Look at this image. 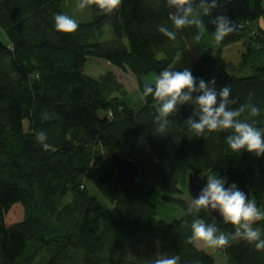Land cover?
Returning <instances> with one entry per match:
<instances>
[{
	"label": "trees",
	"instance_id": "trees-1",
	"mask_svg": "<svg viewBox=\"0 0 264 264\" xmlns=\"http://www.w3.org/2000/svg\"><path fill=\"white\" fill-rule=\"evenodd\" d=\"M66 1L0 0V29L10 42L0 40V264H154L162 256H177L179 264H215L190 240V225L203 219L226 233L233 227L208 211L190 213V207L177 219H157V204L189 193L190 173L201 184L215 173L264 211V156L233 153L228 131L197 137L185 124L193 113L189 105L158 133L151 95H142L137 109L114 72L95 79L83 66L87 57L105 60L130 72L142 94L144 76L164 68L182 71L171 64L189 50L193 76L214 77L217 89L227 85L235 101L229 107L244 106L240 118L264 128V0H217L210 16L200 17L199 41L196 25L178 31L174 41L158 31L161 25L174 30L166 0H121L111 15L92 4V21L60 33L54 16L68 15ZM217 15L234 25L219 43L209 22ZM107 27L112 37L103 41ZM235 44L244 49L236 67L223 54ZM248 105L259 114L253 116ZM40 132L46 148L37 140ZM115 152L139 166V180L118 177ZM254 227L264 238V220ZM218 249L226 264H264V249L242 240Z\"/></svg>",
	"mask_w": 264,
	"mask_h": 264
},
{
	"label": "clouds",
	"instance_id": "clouds-1",
	"mask_svg": "<svg viewBox=\"0 0 264 264\" xmlns=\"http://www.w3.org/2000/svg\"><path fill=\"white\" fill-rule=\"evenodd\" d=\"M92 4L99 14L111 15L118 10L121 0H77L76 7L82 10ZM166 5L171 9L168 19L174 30L161 25L158 31L170 41H174L178 31L196 25L201 28V34L195 36V40L199 41L204 28L200 17L210 16L211 10L217 7V0H166ZM209 22L214 25V40L217 43L233 31L234 25L224 15H217ZM54 27L57 32L71 34L78 29V23L69 15L56 14ZM230 91L227 85L217 89L214 77L208 81L194 77L189 68L182 71L164 68L149 79L142 95H151L156 102L158 115L154 117V122L158 133L167 131L169 117L175 114L179 107L189 105L193 108V113L185 124L197 137L228 131L225 140L233 153L247 152L257 158L264 156V128L256 127L240 118L244 106L239 109L229 107L230 103H235L229 99ZM247 107L253 116L260 112L254 105ZM46 139L44 132L37 136L38 142L45 148ZM201 210L218 215L225 224L233 227V231L226 233L220 231L215 223L195 219L190 225V240L201 241L211 248L228 247L232 241L242 240L254 245L256 250L264 249L262 233L254 227L256 222L264 220V211H261L257 201L249 198L236 183H229L227 177L215 173L206 176V181L192 198L189 212L199 213ZM154 264H179V257L162 256L156 259Z\"/></svg>",
	"mask_w": 264,
	"mask_h": 264
},
{
	"label": "rangeland",
	"instance_id": "rangeland-1",
	"mask_svg": "<svg viewBox=\"0 0 264 264\" xmlns=\"http://www.w3.org/2000/svg\"><path fill=\"white\" fill-rule=\"evenodd\" d=\"M77 0H67L66 1V11L69 16L75 19L78 23L82 22H90L92 21L91 17V6L89 5L85 9L78 10L76 7ZM111 29L109 27L106 28L105 35L102 37L103 41L107 39H111ZM0 40L5 44L10 45L8 36L0 29ZM244 49L241 44H235L234 46H230L224 49V59L231 63L232 65L239 66L242 53ZM163 58V56H160ZM87 61L84 63L83 71L93 77V78H100L101 76L105 75L109 71H112L116 74L118 79L125 85L127 91L131 93L132 102L137 109L144 104L141 91L138 89V82L136 78L130 73H124L123 71L119 70L118 68L110 65L107 61L102 60L100 58H93L87 57ZM195 63L194 56H191L189 50L182 51L178 57L173 61L171 67L175 69H182V68H189L192 69ZM232 72V71H230ZM156 75L155 72H150L149 75L143 77V80L147 83L149 79ZM25 128L27 127V120L24 122ZM92 193L97 196L98 200H100L106 207L112 208V204L109 200H107L102 194H99L93 187L90 188ZM71 199L70 194L66 198L65 201L69 202ZM192 197L189 193H182L175 196V201L172 202H161L157 204V219L161 220H174L182 216L185 211V207L191 206ZM264 198L260 200V203H263ZM196 247L198 250L202 249L205 250L208 254H212L214 259L216 260L215 264H226L225 254L218 248H211L205 245L201 241H196Z\"/></svg>",
	"mask_w": 264,
	"mask_h": 264
},
{
	"label": "water",
	"instance_id": "water-1",
	"mask_svg": "<svg viewBox=\"0 0 264 264\" xmlns=\"http://www.w3.org/2000/svg\"><path fill=\"white\" fill-rule=\"evenodd\" d=\"M114 167H116L117 174L119 178H123L126 181L133 182L139 180L140 176V169L139 166L135 164V162L129 159L124 158L123 156H120L118 153L111 154ZM202 184L199 182L198 179H196L195 175L192 173L189 174L188 178V190L189 195L193 198L195 196ZM211 213L210 211H208ZM213 217H215L217 220H221V218L211 213Z\"/></svg>",
	"mask_w": 264,
	"mask_h": 264
},
{
	"label": "crops",
	"instance_id": "crops-1",
	"mask_svg": "<svg viewBox=\"0 0 264 264\" xmlns=\"http://www.w3.org/2000/svg\"><path fill=\"white\" fill-rule=\"evenodd\" d=\"M260 26L264 29V21L260 20Z\"/></svg>",
	"mask_w": 264,
	"mask_h": 264
}]
</instances>
